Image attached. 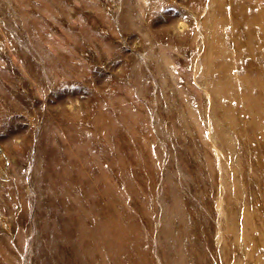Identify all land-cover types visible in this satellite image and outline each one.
<instances>
[{"label":"rangeland","instance_id":"1","mask_svg":"<svg viewBox=\"0 0 264 264\" xmlns=\"http://www.w3.org/2000/svg\"><path fill=\"white\" fill-rule=\"evenodd\" d=\"M0 264H264V0H0Z\"/></svg>","mask_w":264,"mask_h":264},{"label":"bare ground","instance_id":"2","mask_svg":"<svg viewBox=\"0 0 264 264\" xmlns=\"http://www.w3.org/2000/svg\"><path fill=\"white\" fill-rule=\"evenodd\" d=\"M256 27V26H255Z\"/></svg>","mask_w":264,"mask_h":264}]
</instances>
